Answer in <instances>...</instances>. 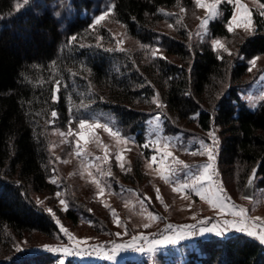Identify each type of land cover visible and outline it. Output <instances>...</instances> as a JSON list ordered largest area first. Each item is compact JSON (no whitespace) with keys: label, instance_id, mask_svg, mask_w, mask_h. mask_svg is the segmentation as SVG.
Segmentation results:
<instances>
[{"label":"trees","instance_id":"16d2710c","mask_svg":"<svg viewBox=\"0 0 264 264\" xmlns=\"http://www.w3.org/2000/svg\"><path fill=\"white\" fill-rule=\"evenodd\" d=\"M58 1L0 0V264H55L48 253L15 256L12 236L59 234L56 221L33 196L57 189L50 180L49 130L98 111L111 114L120 133L135 135L138 146L145 141L146 120L156 113L164 118L166 134L201 135L217 126L224 191L232 196L243 189L259 161L253 189L264 188V98L251 109L239 95L248 60L264 54L260 10L253 11L251 32L236 37L233 54L220 55L207 39L193 45L184 20L169 19L176 24L175 36L158 31L166 11L191 10L193 0H111L113 18L144 46L134 51L118 47L105 27L93 24L88 12L94 0H70L69 21L55 14ZM232 15L233 5L223 1L208 23L207 38H232ZM155 46L169 56L145 57L146 47ZM190 124L194 131L184 127ZM134 164L123 178L125 187L143 177L141 163ZM65 215L78 223L72 207ZM197 245L182 264H264V244L245 232L197 238Z\"/></svg>","mask_w":264,"mask_h":264},{"label":"rangeland","instance_id":"374dc122","mask_svg":"<svg viewBox=\"0 0 264 264\" xmlns=\"http://www.w3.org/2000/svg\"><path fill=\"white\" fill-rule=\"evenodd\" d=\"M69 1L59 0L55 4V14L65 17L64 21H69L74 15ZM94 1L88 14L96 27H105L115 44L122 49L134 51L144 48L113 18L111 0ZM223 1L233 5V15L228 23L233 32L230 39L207 38L208 23L214 18L209 16L206 7L197 6L195 0L191 10L176 6L166 11L167 18L159 22L158 31L163 36H175V22L184 20L188 26V39L193 45L206 39L212 46L214 41H220L224 47L213 48L220 55H232L236 49V37L251 32L253 11L260 10L264 14V4L257 0H239V4L234 0H220L218 12ZM201 3L211 5L217 0H201ZM239 5L246 6L248 13ZM106 11L109 14L96 24V18ZM82 13L87 14V10ZM206 18L207 23L204 22ZM169 19H175V22ZM249 21L250 26L246 28ZM144 55L148 58L169 56L159 46L146 47ZM253 60L254 65L251 63ZM248 66L251 70L239 88V95L249 108L255 109L264 98V54L249 59ZM163 119L161 114L156 113L146 120L142 146L136 144L135 135L123 136L116 128L112 115L106 111L95 112L90 119H86L93 125L92 128L81 129L79 121L63 128L58 124L52 126L49 130L53 158L50 180L57 189L33 196L56 221L60 232L54 238L37 232L12 236L11 250L14 255L48 253L55 264L61 261L63 264H122L126 259H136L142 264H182L189 251L198 250L197 238H201L198 237L201 227L216 225L224 232L254 231L264 234V188H254L251 198L243 195V188L232 196L224 191L230 197L226 203L223 196L220 200L216 199L217 188L222 185L225 190L217 164L219 127L187 137L181 131L164 133ZM96 124H107L118 135H112L103 127H96ZM184 127L192 131L195 129L193 124ZM210 132L214 134L215 142L209 136ZM202 142L212 151L214 159L209 160L207 154H192L204 151ZM144 149L148 153L146 157ZM135 162L141 163L143 177L135 173L141 181L125 187L122 183L127 182L123 178L133 171ZM206 164H211L208 170L211 181L196 190L191 187L185 190L182 182L191 185L192 178L202 173ZM174 188L178 191H173ZM201 195L207 199H202ZM62 200L65 203L62 204ZM69 207L79 214L76 224L65 215ZM239 209H246L247 213L235 215ZM257 217L260 219L256 220ZM233 224L246 231L235 230ZM61 225L67 234L61 230ZM177 233L187 238L177 244L163 243L165 237ZM45 246L59 251L45 250ZM65 247L69 249L68 253L63 251Z\"/></svg>","mask_w":264,"mask_h":264},{"label":"snow or ice","instance_id":"6c2138e0","mask_svg":"<svg viewBox=\"0 0 264 264\" xmlns=\"http://www.w3.org/2000/svg\"><path fill=\"white\" fill-rule=\"evenodd\" d=\"M197 6H200V7H206L208 9V13H209V16L211 18H215L219 12L217 10V5L218 3L220 2V0H217V3L215 4H211V5H206V4H203L201 3V0H195ZM234 2L236 4H239V0H234ZM23 3L25 5H27L29 3V0H23ZM240 8H242L244 10V12L247 14L248 13V9L246 8V6L244 5H239ZM109 14V11H106L104 14L98 16L95 20V23L96 24H99L102 20L105 19V17ZM205 23H207V18L206 20L204 21ZM250 26V21H249V24H246L245 27L248 28ZM229 31H232V28L229 27L228 29ZM74 39V37H73ZM213 46L214 47H224L220 41H214L213 42ZM225 51H227V49L225 48L224 49ZM251 63L254 65L255 64V60L251 61ZM251 70V69H249ZM61 87V85L59 84V82L57 81L56 84H55V90L58 92L59 88ZM55 95H54V99H55ZM159 106V105H158ZM52 116L55 117L56 116V113L53 112L52 113ZM96 127H103L105 131H108L110 132L112 135H118V132H115L113 131L112 129H110L108 127L107 124L105 125H100V124H96L95 125ZM79 127L81 129H85V128H92L93 125L92 124H89L86 120L84 119H81L79 120ZM209 136L213 138V141L215 142V137H214V134L212 132L209 133ZM202 146H203V142H202ZM145 147H147V145H145ZM204 147V151L201 152V151H196V152H193L192 154L193 155H196V154H200V155H204V154H207L208 155V158L209 160H212L214 159V156L212 154V151L210 149L207 148V146H203ZM168 155L170 156L171 153H168ZM119 159V157H118ZM155 159V157H153V160ZM177 163H182V162H179L177 161ZM185 167H188L187 165H185ZM209 168H211V164H206L203 166V172L200 173L199 175H195L194 178H192L191 180V185H189L187 182H182L183 183V188L185 190H188L189 187H191V189L193 190H196L198 188V186H202L205 182H208V181H211L212 177L211 175L209 174ZM254 176H255V170L253 171V176L249 178V183L251 184L252 180L254 179ZM103 191V189H101V192ZM159 190H157L158 192ZM173 191H178V189L174 188ZM198 194H200L198 192ZM215 196H216V199L217 200H220V197L223 196L224 197V202L226 203L228 200H230V197L226 196L225 193H224V189H223V186H219L216 190V193H215ZM159 198V196L157 197ZM201 198L202 199H207V197H205L204 195H201ZM209 203H211V200L208 201ZM61 203H65L63 200L61 201ZM233 207H235L233 205ZM51 211V210H49ZM113 212L115 210H112ZM235 215H239V216H243L245 214V210L244 209H239L236 213H234ZM256 220H259L260 218L257 217L255 218ZM148 225H145V227H147ZM194 227V226H193ZM233 228H235V230L237 231H241V230H245L246 229H241V228H236L235 224L232 225ZM61 230L64 231L66 234H67V230L63 228V226L61 225ZM206 233H214L215 235L217 236H223L224 235V231H222L220 228H218L216 225H213L212 227H201L199 229V234L200 235H204ZM248 235H251V236H257L258 239L261 241V243H264V234H259L258 232H254V231H248L247 232ZM187 237H184L182 235H180L179 233H177L175 236H167L164 238V241L163 243H170V244H174V243H178L181 239H185ZM69 239H73V237L69 236ZM155 243L159 244L161 243V241H156ZM45 250H48V251H59V249H54V248H48L47 246H45ZM63 251L65 253H68L69 252V249L67 247H65L63 249ZM60 264H63V261L60 262Z\"/></svg>","mask_w":264,"mask_h":264},{"label":"water","instance_id":"95a60500","mask_svg":"<svg viewBox=\"0 0 264 264\" xmlns=\"http://www.w3.org/2000/svg\"><path fill=\"white\" fill-rule=\"evenodd\" d=\"M259 166H260V161L259 162H257L255 165H254V167L252 168V170H251V172H250V175H249V177H248V179H247V182H246V184H245V187H244V191H243V195L245 196V197H248L247 195V192L249 193H252V191H253V183H254V180H255V178H256V176H257V173H258V169H259ZM255 170V176H254V179L252 180V182H251V184L249 183V178L250 177H252L253 176V171ZM245 213H247V210L245 209Z\"/></svg>","mask_w":264,"mask_h":264},{"label":"crops","instance_id":"0c3cea01","mask_svg":"<svg viewBox=\"0 0 264 264\" xmlns=\"http://www.w3.org/2000/svg\"><path fill=\"white\" fill-rule=\"evenodd\" d=\"M224 233H230V232H228V231L226 232V231H225ZM198 237H201V238H207L208 235H201V236L199 235ZM256 239H258V238H256ZM258 240H259V239H258ZM181 242H182V241L180 240L178 243H181ZM175 244H177V243H175ZM126 258H127V257H126ZM124 261H125V260H124Z\"/></svg>","mask_w":264,"mask_h":264},{"label":"bare ground","instance_id":"6f19581e","mask_svg":"<svg viewBox=\"0 0 264 264\" xmlns=\"http://www.w3.org/2000/svg\"><path fill=\"white\" fill-rule=\"evenodd\" d=\"M247 194H248V195H247L248 198H251V197H252V193H250V192L248 193V192H247Z\"/></svg>","mask_w":264,"mask_h":264}]
</instances>
